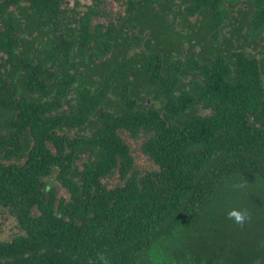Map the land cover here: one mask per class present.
<instances>
[{
	"label": "trees",
	"instance_id": "trees-1",
	"mask_svg": "<svg viewBox=\"0 0 264 264\" xmlns=\"http://www.w3.org/2000/svg\"><path fill=\"white\" fill-rule=\"evenodd\" d=\"M13 1L0 0V209L16 232L0 264H176L157 242L227 180L264 179V0H245L226 37L206 31L228 19L223 0H194L201 28L105 60L87 24L59 44L54 0ZM262 244L180 264H264Z\"/></svg>",
	"mask_w": 264,
	"mask_h": 264
},
{
	"label": "flooded vegetation",
	"instance_id": "flooded-vegetation-1",
	"mask_svg": "<svg viewBox=\"0 0 264 264\" xmlns=\"http://www.w3.org/2000/svg\"><path fill=\"white\" fill-rule=\"evenodd\" d=\"M36 0H17L12 4L18 3L19 7H29ZM58 4L60 14L57 19L66 22V26H61L60 45H64L76 36L78 30L85 29L82 26L87 24V35L90 40L91 51L98 56L105 55L103 60L109 56V52L115 51L119 47L121 54H135L144 51L154 43L155 34L163 37L161 50L167 49L170 34L178 38L177 33L185 35L190 33L192 28H201L200 18H202L205 1L197 2L194 0H54ZM245 0L234 2L223 0L219 7L227 10L228 19L222 25H215L213 18L208 24L206 31L210 36L222 34L228 36L230 19L237 17V20L246 14ZM9 6L11 12H16L17 5ZM242 9V10H240ZM64 12V14L62 13ZM209 13V11L207 12ZM230 14V18H229ZM237 23V21H236ZM68 39V40H65ZM184 52L189 50L187 44ZM116 52V51H115ZM117 53V52H116ZM101 60V59H97ZM112 69H117V65H111ZM59 67L53 71L58 73ZM134 69H137L135 67ZM75 75V72L73 73ZM59 77H61L58 74ZM97 77V76H94ZM99 78V77H97ZM132 76L127 79L132 80ZM72 83L70 86L74 88ZM149 100L147 101L148 105Z\"/></svg>",
	"mask_w": 264,
	"mask_h": 264
},
{
	"label": "rangeland",
	"instance_id": "rangeland-1",
	"mask_svg": "<svg viewBox=\"0 0 264 264\" xmlns=\"http://www.w3.org/2000/svg\"><path fill=\"white\" fill-rule=\"evenodd\" d=\"M134 149L136 164L144 166V157L140 156L137 148ZM62 194L60 190L59 195L65 197ZM231 208L248 209L251 222L240 227L228 220L226 212ZM15 232L16 222L0 209V239L9 238ZM157 243H169L172 263L176 264L184 263V257L193 254L196 262L204 258H219L231 247L238 249L248 244L263 243L264 248V179L246 175L227 180L218 188L216 195L176 229L172 238ZM201 254L205 255L204 258Z\"/></svg>",
	"mask_w": 264,
	"mask_h": 264
},
{
	"label": "clouds",
	"instance_id": "clouds-1",
	"mask_svg": "<svg viewBox=\"0 0 264 264\" xmlns=\"http://www.w3.org/2000/svg\"><path fill=\"white\" fill-rule=\"evenodd\" d=\"M226 218L240 227L251 222V214L246 208H231L226 212Z\"/></svg>",
	"mask_w": 264,
	"mask_h": 264
}]
</instances>
